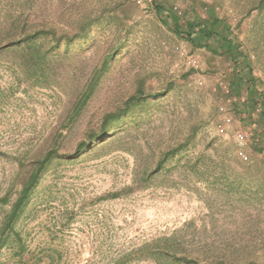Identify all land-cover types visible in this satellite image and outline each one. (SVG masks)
Segmentation results:
<instances>
[{
  "label": "rangeland",
  "instance_id": "obj_1",
  "mask_svg": "<svg viewBox=\"0 0 264 264\" xmlns=\"http://www.w3.org/2000/svg\"><path fill=\"white\" fill-rule=\"evenodd\" d=\"M169 1L185 18L193 16L189 7L197 15L214 8L244 44L264 89L259 0ZM17 14L68 33L90 17L101 21L85 37L62 40L35 73L0 53V198L16 197L27 163L51 147L73 152L106 112L139 89L145 98L103 142L50 164L14 232H6L0 264H184L174 260L183 255L264 264V137L228 92L229 58L175 35L150 0H0L2 43ZM109 56L92 96L70 118ZM135 178L145 186L124 189ZM8 209L0 206V225Z\"/></svg>",
  "mask_w": 264,
  "mask_h": 264
},
{
  "label": "trees",
  "instance_id": "obj_2",
  "mask_svg": "<svg viewBox=\"0 0 264 264\" xmlns=\"http://www.w3.org/2000/svg\"><path fill=\"white\" fill-rule=\"evenodd\" d=\"M150 5L157 20L175 35L184 37L195 47L205 48L213 54L224 55L229 58L232 68L228 75V92L233 94L235 102H237L235 107H237L238 112H241L244 118H251L252 124L259 130L258 138L264 137V89L253 73L244 44L232 33L230 24L219 17L214 8L207 9L204 15H197L193 7H189L193 16L185 18L180 15V12L169 0H150ZM257 7L263 8L264 0H259ZM99 21L101 19L98 17H90L80 23L76 32L68 33L65 31L57 32L54 26L33 23L17 14L11 19L10 29L6 33V41L4 43L0 41V53L2 51L11 52L13 56H17L16 58L19 59L18 65L35 73L37 69L48 64L50 52L62 40L68 43L76 38L85 37L92 25ZM44 38H49L51 41L48 47H44L41 41ZM110 57L103 59L100 66L93 70L83 91L74 102L70 118L76 117L92 96L102 74L108 68ZM242 90L245 91L243 95L241 94ZM144 98L142 90L139 89L137 93L130 95L122 106L106 112L102 116L99 128L87 132L86 137L76 145L73 152L60 153L57 147H51L41 157L27 163V172L16 197L10 200L9 193H7L0 198V206H9V209L4 212L0 225V248L8 241L9 235L6 232H14V224L23 214L39 179L48 170L50 164L55 160L67 161L75 158L95 144L103 142L113 125L119 123L122 117ZM175 150L173 148L166 151L155 164L153 171L147 173L142 182L149 181L156 168H159L162 163L169 159ZM189 164L190 170L196 169L195 163ZM144 186L140 180L135 178L124 189H138ZM117 196L118 193L112 194V197ZM174 260L184 264H209L199 263L198 258L185 255L174 256ZM217 264H224V262L218 261Z\"/></svg>",
  "mask_w": 264,
  "mask_h": 264
},
{
  "label": "built area",
  "instance_id": "obj_3",
  "mask_svg": "<svg viewBox=\"0 0 264 264\" xmlns=\"http://www.w3.org/2000/svg\"><path fill=\"white\" fill-rule=\"evenodd\" d=\"M242 138H243L242 135L239 134V139H240V141L242 140ZM7 264H14V262L10 261V262H8Z\"/></svg>",
  "mask_w": 264,
  "mask_h": 264
}]
</instances>
